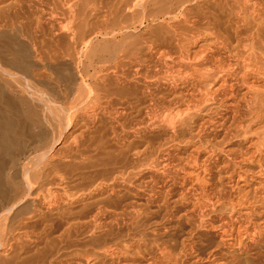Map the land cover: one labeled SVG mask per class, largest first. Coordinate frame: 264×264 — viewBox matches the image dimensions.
<instances>
[{"label": "bare ground", "instance_id": "obj_1", "mask_svg": "<svg viewBox=\"0 0 264 264\" xmlns=\"http://www.w3.org/2000/svg\"><path fill=\"white\" fill-rule=\"evenodd\" d=\"M45 76L64 84L70 107L86 96L94 113L139 109L143 120L163 128L167 142L143 140L135 153H149V166L157 168L162 162L154 155L168 144L177 151L180 173L156 171L157 197L164 190L183 198L193 193L183 216L199 219L196 236L210 233L217 241L205 262L257 264L264 245V127L253 126L264 123V0H0V235L28 234L34 223L47 230L74 202L57 172L71 133L50 140L34 106L32 92L46 85ZM53 96L50 103L58 105L62 97ZM220 111L221 120L240 117L230 132L240 139H177L197 120L209 121L200 117ZM97 139L100 157L92 164L124 155L125 148ZM229 142L242 147L222 146ZM122 250L105 245L87 252L85 264ZM125 251L134 261L142 257L139 249ZM197 252L189 240L178 249L160 245L151 264H176L184 254L190 264H205ZM8 256L0 264H11Z\"/></svg>", "mask_w": 264, "mask_h": 264}, {"label": "rangeland", "instance_id": "obj_2", "mask_svg": "<svg viewBox=\"0 0 264 264\" xmlns=\"http://www.w3.org/2000/svg\"><path fill=\"white\" fill-rule=\"evenodd\" d=\"M43 79L46 85H39L32 92L39 126L47 131L50 140L58 138L60 134L71 133L59 150L57 172L66 177L65 192L74 202L69 212L60 218H53L55 221L46 227L47 230H43L44 224L34 223L30 225L31 232L28 234L0 235V245H3L0 256L5 258L10 255L11 264H85L84 255L87 252L117 243L122 251L113 257L100 255L91 264H151L150 257L156 253L158 246L178 249L182 242L189 240L193 242L197 253L204 254L202 257H205L203 262L206 264V249L217 241L210 233L201 238L195 235L194 222L199 224L195 216H191L192 221L184 218V211L190 207L194 198L193 193L185 198L177 191L168 195L164 190L160 198L155 194L161 186L157 170H164L170 175L180 173L177 151L168 144L160 155H154L162 162L157 168L149 166V153L135 155L142 150L139 145L143 140H151L152 144L167 142L170 138L163 128L143 120L139 109L126 107L124 114L119 116L106 108H98L94 113L85 101L86 96L83 97V103L81 101L70 107L64 84L53 76H45ZM99 83L101 86L107 85V82ZM151 92L157 93L153 88ZM55 94L62 97L58 100L60 107L50 103L55 99ZM221 112L200 117L201 120L209 119L213 123L208 121L202 124L197 120L180 131L177 139H214L219 143L221 139H240L232 138L230 134L234 122L240 117L236 114L235 119L230 117L221 120ZM241 114L243 117L244 111ZM263 127L264 123L259 121L253 129L260 130ZM101 136L109 145L125 148L124 155L114 163L92 164V161L100 157L96 141ZM230 144L222 146L231 151L242 147ZM93 182L107 187L102 192L95 191L91 187ZM54 190H58V187L55 186ZM88 192L93 194L92 198L87 196ZM252 195L253 191L250 190ZM46 197L49 199L48 195ZM210 213L209 216L213 217ZM19 223L16 221L12 226L16 228ZM63 227L68 231L64 233ZM6 244L12 246L7 253L4 252ZM126 249H139L142 257L135 261L132 257L126 258ZM259 252L255 263L264 264V245ZM191 260L190 255L184 254L176 264H190Z\"/></svg>", "mask_w": 264, "mask_h": 264}]
</instances>
